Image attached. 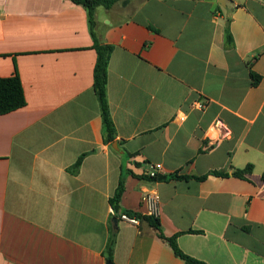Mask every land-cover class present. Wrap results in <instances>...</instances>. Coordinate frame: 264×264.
I'll list each match as a JSON object with an SVG mask.
<instances>
[{
    "label": "crops",
    "instance_id": "crops-1",
    "mask_svg": "<svg viewBox=\"0 0 264 264\" xmlns=\"http://www.w3.org/2000/svg\"><path fill=\"white\" fill-rule=\"evenodd\" d=\"M94 32L113 48L118 150L85 7L0 0V77L17 73L27 101L0 115V264H106L122 179L112 264H185L147 221L120 218L149 216L148 191L186 255L264 264V0H121L97 8Z\"/></svg>",
    "mask_w": 264,
    "mask_h": 264
},
{
    "label": "trees",
    "instance_id": "trees-1",
    "mask_svg": "<svg viewBox=\"0 0 264 264\" xmlns=\"http://www.w3.org/2000/svg\"><path fill=\"white\" fill-rule=\"evenodd\" d=\"M71 1L76 5H81L85 7V9L88 12V22L93 37V49L97 53V64L94 67L93 90L98 98L102 112L101 116L103 122V130H104V141L106 143L112 144L116 142L117 131L110 115L111 111L107 98V89H108V65L110 63V58L113 48L110 45L99 42V39L97 38L94 32V28H95V16H96L97 8L104 7L106 9H110L113 7L115 3H118L121 0H71ZM22 87L23 86L21 83V79L17 73H15V75L11 77H6V78L0 77V115H5L14 112L26 106L27 101ZM84 158L85 155L81 156L78 159V161H76V163L71 168L72 172L78 173ZM251 170H252V166L249 165L243 170H237L234 173V175L236 177L245 178V175L250 173ZM214 174L223 175L222 173H218V172H214ZM150 177H153L154 179L157 178V176H150ZM124 186H125L124 179H122L120 185L117 187V190L113 198L110 199L112 207L114 209L113 210L114 219L116 220L119 219L117 217V213L118 210H120V201L124 192ZM124 214L129 217H135L139 221H147L152 227H154L158 231L159 238L167 242L174 251L175 255L181 258L182 261L185 262V264H206V262L193 258L182 252L181 248L177 243V237L180 234L174 235L172 237H165L164 236L165 234L162 230L161 222L158 217L143 216L140 214H135L130 211H126ZM117 234H118V230L112 228V233L110 234L106 249V256H107L106 261H110V263H113L114 247H115Z\"/></svg>",
    "mask_w": 264,
    "mask_h": 264
},
{
    "label": "built area",
    "instance_id": "built-area-1",
    "mask_svg": "<svg viewBox=\"0 0 264 264\" xmlns=\"http://www.w3.org/2000/svg\"><path fill=\"white\" fill-rule=\"evenodd\" d=\"M206 103H198V108L204 110L206 108ZM162 170L160 164H153L149 163L146 165L145 168V175L146 176H157ZM142 203L148 208V215L149 216H156L157 211H159L160 205V195L156 191H148L143 194ZM120 218L132 223L137 224L138 219L135 217H129L125 214L120 215Z\"/></svg>",
    "mask_w": 264,
    "mask_h": 264
},
{
    "label": "water",
    "instance_id": "water-1",
    "mask_svg": "<svg viewBox=\"0 0 264 264\" xmlns=\"http://www.w3.org/2000/svg\"><path fill=\"white\" fill-rule=\"evenodd\" d=\"M112 147H113V149L118 150V143L117 142L112 143ZM159 178L160 179H164L163 177H160V176H159ZM113 223H114V227L117 228L118 224H117V220L116 219L113 220ZM106 264H112V263H110V261H107Z\"/></svg>",
    "mask_w": 264,
    "mask_h": 264
}]
</instances>
